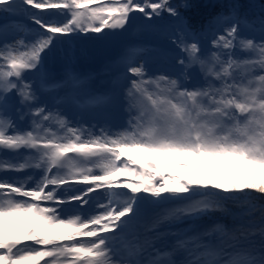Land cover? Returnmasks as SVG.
I'll use <instances>...</instances> for the list:
<instances>
[{
    "label": "snow or ice",
    "instance_id": "snow-or-ice-1",
    "mask_svg": "<svg viewBox=\"0 0 264 264\" xmlns=\"http://www.w3.org/2000/svg\"><path fill=\"white\" fill-rule=\"evenodd\" d=\"M21 4L65 10L58 15L66 19L32 14L41 31L13 24L19 35L11 41L8 25H0V152L13 154L0 159V172L40 173L0 179V264H264V205L251 196L264 197V10L249 19L233 4L218 14L223 28L207 54L190 29L174 32L168 39L183 54L177 77L150 74L144 57L166 50L146 41L131 46L122 57L127 127L96 132L38 103L41 89L59 83H49L46 54L64 36L125 29L136 11L148 20L180 13L170 0ZM16 7V0H0V12ZM241 26L256 35H242ZM193 68L201 81L189 87ZM12 93L31 113L26 129L8 115ZM76 183L87 187L74 189ZM97 190L106 202L81 211ZM228 201L241 211L231 212ZM149 204L171 206L148 218ZM216 212L233 223H199ZM178 222L185 228L161 231ZM165 238L170 243L160 246Z\"/></svg>",
    "mask_w": 264,
    "mask_h": 264
},
{
    "label": "trees",
    "instance_id": "trees-1",
    "mask_svg": "<svg viewBox=\"0 0 264 264\" xmlns=\"http://www.w3.org/2000/svg\"><path fill=\"white\" fill-rule=\"evenodd\" d=\"M137 2H142V0H137ZM170 3L180 13L179 18L173 17L167 12H164L161 17H153L152 20H148L143 16V13L138 11L133 12L134 16L133 18L130 16L129 20V25L131 23L135 24L133 30L129 32L127 30L129 25H126L125 29L122 31H116L114 33V37L116 39L113 43L99 44L96 48L91 47L89 38L92 36H104L106 35V32L99 34H72L70 36L61 37L59 41L67 43L74 51L77 50L79 53L84 55L86 54L87 56L92 54L94 59L103 55L104 49L102 46L108 45L109 49H114V53L107 55V58L99 65H96L93 61L91 65L87 66L82 65L77 61L75 66H66V69L63 67L60 70L62 74H59V78L63 82L61 83L64 84L62 89H74L77 91L82 100L77 99L88 105L87 109L97 107L100 111H105L110 105L108 93L112 89L119 92L117 87H119L120 84L117 86L115 84L120 83L121 80L116 77L125 76L124 70L109 68L108 64L110 62L115 63L119 60L122 61V57L127 53L131 46L146 41L157 46L158 49L163 48L166 50V55H160L158 51H153L147 54L144 59L147 61L148 68H155L157 74H166V71L170 70L171 74H174L173 72L177 74L175 76L173 75V77H177L180 72V67L175 63V59L181 57L183 54L179 48L176 49L169 45L166 38H169L174 32L182 28H187L195 34L191 38L198 40L201 46L210 45L209 42L213 39L214 33L222 30L223 28V23L217 20L216 17L218 14L226 12L233 4L240 6L241 14L243 16H247L249 19L259 16L262 10H264V0H170ZM16 6L17 7L14 12H7L5 16L0 15V25L7 24L9 27V24H16L15 22L17 20L13 19V14H19L22 15V17H25L26 15V20H19V22L28 23V25H31L28 29L35 32L36 27L39 26L35 25L32 19H29L32 14H36L41 17L45 22L59 23L66 19L65 16L58 15L61 9H36L35 11L25 12L20 6ZM160 27L166 29L167 32H159L158 29H160ZM241 27L242 35H256V33L249 31L243 26ZM28 29L24 30L28 31ZM107 32L113 34L114 31L111 32L110 30H107ZM86 41L88 44H86ZM88 51L90 52L88 53ZM175 66H178V68L175 69ZM195 73L196 72L192 73L194 79H196L194 76ZM193 81L194 80L190 79L185 83L191 87L193 83L199 82ZM119 95H121L120 92ZM123 96H125V94ZM96 97H107V100L99 104H94L91 101L92 98ZM251 196L257 205H264V197H261L259 193L253 192L251 193ZM170 206L171 205L165 204L162 205L161 208H167ZM156 207H159V205ZM227 207L233 213L241 211V209L233 201H228ZM259 216L260 213L256 212L254 217H251V219H255L258 223ZM247 219L249 218L246 217L245 220ZM217 220L223 221L229 225L233 223L229 216L222 215L219 212L213 213L210 218L205 220V222L211 224Z\"/></svg>",
    "mask_w": 264,
    "mask_h": 264
},
{
    "label": "rangeland",
    "instance_id": "rangeland-1",
    "mask_svg": "<svg viewBox=\"0 0 264 264\" xmlns=\"http://www.w3.org/2000/svg\"><path fill=\"white\" fill-rule=\"evenodd\" d=\"M17 5V4H16ZM20 6L25 12H31V11H35V8H32L31 6H26L23 7L21 5ZM61 11H65L62 10ZM60 11V12H61ZM0 15L5 16L6 13H1ZM61 16V15H60ZM130 16H134V13H131ZM13 19L17 20L15 23L16 25L20 26L23 29H28V27H31V25H28V23H20L19 20H26V15L25 17H22V15L19 14H13ZM31 19V18H29ZM135 26V24L131 23L128 27V31L131 32L133 30V27ZM29 30V29H28ZM107 30L110 29H105L103 32H106V34L108 33ZM122 31L123 29H115V30H110L111 32L114 33L116 31ZM159 32L161 33H165L167 32L166 29L160 27V29H158ZM41 31L39 27H36L35 32H39ZM17 35H19V33H17L15 27H13V25L9 24V27L7 29V37L8 40L11 41L13 38H15ZM166 38V37H165ZM29 39H31V37H29ZM167 42H169L168 44L171 45L174 48H178L176 45L172 44L168 38H166ZM85 42V41H84ZM211 42V41H210ZM209 42L210 45H202V51L203 53L207 54L210 50H211V43ZM86 44H88V42L86 41ZM102 48L104 49L103 55L97 57L96 59H94L92 54H89V56H87L86 54H82L79 53V51H74L70 45H68L67 43L58 41L54 48L52 49V51L48 52L46 54V59H45V64H46V70L48 72V79L50 82L52 83H58L57 87L52 88L51 90H44L41 89L40 92H38V97H39V101L38 103L42 106H45L49 109H57L59 110L63 115H65L66 117H68L69 120H71L73 122V124L75 125H83L85 127H89L92 128L94 131L98 132L100 128H106L109 129L111 132H118L123 130L124 128L127 127V122L130 119V115L127 111V104L125 102V96H123L125 94L126 91V86H127V79L125 76H117L116 78H119L120 83H116L115 85L117 86L118 84L119 87H117V90H119V92L121 93V95H119V92L116 91L115 89H112L109 93H108V99L110 101V105L108 107L107 110L105 111H100V109H97V107L92 108V109H87L86 104H84L82 101V105L84 106H80L76 104V101L74 102L75 98H78L80 100H82L80 94H78L77 91H75L74 89H69V90H65L62 89V87L64 86V84H62L63 82L60 80L59 78V74H62V72H60V70L66 66H75L77 61L82 64V65H91L92 62L94 61L96 65H99L103 60H105L107 57V55L114 53V49H109L108 45H104L102 46ZM90 51H88L89 53ZM237 55H243V53H237ZM176 57V55H175ZM175 63L178 65L177 63V59H175ZM60 66V67H59ZM109 68H113L116 70H124L123 67V62L121 60L117 61V62H110L108 64ZM179 66V65H178ZM178 66H175L174 68L177 69ZM66 69V68H65ZM150 70V74H155L158 75L156 73V69L155 68H149ZM190 71L196 72L195 73V78L196 79H192L194 81H201V74L198 70V68H193L190 69ZM166 74L173 76V74H171V71L168 70L166 71ZM177 75V74H175ZM26 76L28 78H34L32 73H27ZM70 77V76H68ZM193 81V82H194ZM62 82V83H61ZM126 83V84H125ZM125 84V85H122ZM82 95V94H81ZM11 97V102H10V106H9V110H8V115L11 116L13 119L16 120V122L18 123V125L21 128H28L29 125L31 124V120H32V116L31 113L29 112L27 107H23L19 104V97L16 96L14 93L10 94ZM58 97L59 101H56L55 98ZM88 104V103H87ZM23 112V118H19V114L20 112ZM149 155H152L151 153H149ZM124 156H133V158L139 159V157L137 156L136 153L133 152H128L126 151L124 153ZM0 159H13V154L9 153V152H0ZM39 172H35L33 173L32 170H26L24 172H15V171H4V172H0V179H4V180H11V181H18V180H22L25 176L28 175H34L36 177L39 176ZM122 179H127L126 177H122ZM79 185L80 188H85L87 187V185L84 184H73V186ZM29 187H31V184H29ZM67 187V186H65ZM74 188V187H73ZM119 191L123 192L125 191V189L123 188H119ZM64 195H68V193H63ZM97 194H101V198H103L107 193L104 190H97L96 192H93L91 194V199L89 201V204L91 205V207H87L84 206L83 209H81V211L88 213V212H94L97 211L96 207H95V202L97 201L95 199L94 196H96ZM101 201L103 199H100ZM106 202V201H104ZM232 202V201H231ZM78 202H73V204H65L63 205L64 209H71L73 207H75V204H77ZM157 205L155 204H149L146 205V216L148 218L162 213L163 210L165 208H161L162 205H159V207H156ZM62 214H68L67 212L62 213ZM208 218H205L204 220L200 221L199 223L201 225H207L209 223H206L205 220H207ZM185 223L184 222H178V223H172L169 225H164V227L161 229V231H167V230H171V231H176V230H180V229H184L185 228ZM171 238H165L164 240H162V246H165L167 244L170 243Z\"/></svg>",
    "mask_w": 264,
    "mask_h": 264
},
{
    "label": "water",
    "instance_id": "water-1",
    "mask_svg": "<svg viewBox=\"0 0 264 264\" xmlns=\"http://www.w3.org/2000/svg\"><path fill=\"white\" fill-rule=\"evenodd\" d=\"M16 4L25 7V5L21 4V0H16ZM115 39L116 38L114 37V35L106 34V35L101 36V37L92 36L89 38V42H90V45L92 48H96L99 44L113 43L115 41Z\"/></svg>",
    "mask_w": 264,
    "mask_h": 264
},
{
    "label": "bare ground",
    "instance_id": "bare-ground-1",
    "mask_svg": "<svg viewBox=\"0 0 264 264\" xmlns=\"http://www.w3.org/2000/svg\"><path fill=\"white\" fill-rule=\"evenodd\" d=\"M174 74V76H175V72H173ZM49 80H51V79H49ZM49 83H52V82H50L49 81ZM74 187V189H79L80 188V186L79 185H76V186H73ZM95 197V199L96 200H99V201H101L100 199H103V198H101V194L99 195V194H97L96 196H94ZM102 202H104L103 200H102ZM87 207H91V205L89 204V205H87ZM159 243V245L160 246H162V241H160V242H158ZM164 246H165V244H164Z\"/></svg>",
    "mask_w": 264,
    "mask_h": 264
}]
</instances>
